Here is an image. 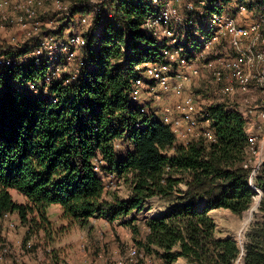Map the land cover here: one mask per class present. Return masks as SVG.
<instances>
[{"label": "trees", "instance_id": "1", "mask_svg": "<svg viewBox=\"0 0 264 264\" xmlns=\"http://www.w3.org/2000/svg\"><path fill=\"white\" fill-rule=\"evenodd\" d=\"M68 1L69 16L91 14L81 33L85 64L76 80L47 85L43 62L0 69V217L16 212L28 238L41 232L48 240L55 234L50 205L60 206V218L67 222L59 228L63 232L73 225L90 229L91 218L113 222L154 196L172 197L177 203L146 219L137 242L154 257L152 264H174L179 257L191 264H235L237 259L264 264V162L251 186L249 168L243 167L248 148L243 117L223 102L211 104L206 112L213 138L177 143L169 125L131 101L135 66L157 59L161 49L142 30L153 10L151 0ZM61 33V27L52 31ZM26 50L3 44L0 55ZM28 82L37 94L19 89ZM100 171L126 180L130 197L105 198ZM254 187L261 192V216L249 224L240 257L233 239L214 236L209 211L240 214L253 203Z\"/></svg>", "mask_w": 264, "mask_h": 264}, {"label": "built area", "instance_id": "2", "mask_svg": "<svg viewBox=\"0 0 264 264\" xmlns=\"http://www.w3.org/2000/svg\"><path fill=\"white\" fill-rule=\"evenodd\" d=\"M47 1L51 0L40 3L0 0V21H9L8 10L12 9L14 25L36 39V44L22 55H0V69L17 63L39 65L43 62L46 64L44 82L47 85L56 80L72 83L85 64L82 49L86 41L82 34L54 35V27L50 32L41 31L38 12ZM52 4L60 11L57 13L68 15L69 3L52 0ZM151 4L153 10L143 21L142 30L158 41L161 49L157 59L135 66L131 101L142 113L156 114L162 124L170 126L177 140H184L183 143L199 136L212 139L206 108L214 103L226 102L227 107L237 111L245 121L248 148L243 167L249 168L252 186L262 163L256 159L258 138L248 131L254 125V120L250 118L258 106L242 112L232 103L239 93H246L254 87L260 90L256 100L260 107H264V0H151ZM90 17L91 14L80 17L81 30H87ZM201 68L209 69L214 80L220 81L216 93L221 100L211 103L185 92L191 81L200 76ZM18 87L33 94L39 92L31 82ZM142 92L147 94L151 107L140 103ZM168 97L176 98L174 104H163L162 100ZM155 107L158 109L154 111ZM95 171L98 172L97 167ZM146 259L147 255L131 244L123 258L115 264H140ZM105 261L101 252L92 262L85 258L80 264H103ZM154 261L151 256L148 262L152 264ZM55 264L70 263L58 255Z\"/></svg>", "mask_w": 264, "mask_h": 264}, {"label": "rangeland", "instance_id": "3", "mask_svg": "<svg viewBox=\"0 0 264 264\" xmlns=\"http://www.w3.org/2000/svg\"><path fill=\"white\" fill-rule=\"evenodd\" d=\"M57 1H59L61 4L69 3L68 0H57ZM51 2L48 1L46 2V4L49 3L48 5H51ZM89 2L92 4H98L101 2V0H89ZM57 12L60 11L54 8V11L49 13L50 16L49 17L47 16V19H44L46 18L44 17V14L40 15L38 13V19L42 23L40 25L41 31L50 32L53 30L52 29L53 27L55 29H59L61 27L62 33L60 36L82 33V30L80 29V25H79L80 22L79 15H74L73 17H71L68 14L66 18V15L62 14L59 15V17H56ZM50 19H52V21ZM8 22L9 23H4L3 24L4 28L0 30V46L3 44H8L17 47L24 46L26 49H29L31 46L36 44L35 37H30L29 35H27L26 30H23L21 28L15 29L14 28L15 25L12 21H8ZM185 44L186 43H184L183 46H185ZM220 85H221L220 81L214 80L209 69L201 68L200 76L198 78H194L191 81L189 86L185 88V92L191 93L194 96H199V98L207 101L216 102L218 100H221L219 94L216 93L218 86ZM253 97L255 98L251 101L250 100L244 101V99H246V95L244 94L241 97V99H243L242 101L239 100L238 97L237 100L233 101L232 105L235 108H239L242 112L248 111L249 109L253 108V106H258V108L255 109L256 113L262 111V113L264 114V107H260L258 100H256L257 99L256 97L259 96L256 95ZM261 122H262L261 125L264 124L263 121ZM261 130L264 131V128H262ZM256 146L258 147L257 143ZM259 153H260V149L256 159L261 161L262 159L264 160V151L261 154V157ZM105 172H106L105 174L104 173L102 174L101 171L99 172V175L102 177V181L104 182V187H105L104 197L107 199H111L112 196H115L122 200L128 199L131 195V188L129 183L123 178L116 177L109 171H105ZM178 187L181 191H184L186 189V186L184 185L183 182L178 183ZM255 190H256V195L254 196L255 199L253 198V203H251L248 209L241 212L240 214H234L229 210L222 208L213 209L209 211V216L212 218V220L215 223L214 236L216 238L230 237L237 243L240 249L242 248L245 242V233L248 229L249 224L252 221H254L256 217L261 216V213L258 211V204H259L261 192L256 188ZM16 200L18 201L20 199L17 198ZM176 203L177 200H175L172 197L163 198L160 196H154L149 199H146L139 209L133 210L128 215L108 223H105L103 221H99V222L97 221L93 224L94 225L93 227L90 225L91 226L90 229L80 228L76 225H73L70 228L61 232L59 231V228L62 226H66L67 222L63 220L64 223L59 224L58 222L53 221L51 222L53 229H55L54 230L55 234H53V239L47 240L44 238V235L41 234V236H39L38 240L36 241L37 245L40 246V251H39L40 256L43 257L46 255V251L44 250L43 246L45 241L46 242L49 241L51 242V245H49L51 255L53 258L55 256L57 259V255L59 254V252L64 251L65 247H67L68 244L66 243L71 242V241L66 242V240L64 241L65 237L68 234L72 236V233L74 234L75 237H77V235L82 230H85V239H87V241L85 242V245L87 244V248H85V250L87 249L90 251L93 248H96L97 246L99 247L98 251L103 252L104 257L106 258V261L104 263L115 264L123 258L126 248L129 245L134 244L135 246H138L137 243L138 240L141 237H143L145 233L144 221L150 217L163 215ZM132 219H135V221H132ZM42 239L45 240L41 242ZM72 239H74V241L77 242L76 238H72ZM57 242L59 244H57ZM75 242L72 241L71 243H75ZM146 255L148 259L150 255L148 254ZM179 258L180 259L179 260L177 259L174 264H191L185 258L182 257ZM237 260L235 264H241L240 259L238 261Z\"/></svg>", "mask_w": 264, "mask_h": 264}, {"label": "crops", "instance_id": "4", "mask_svg": "<svg viewBox=\"0 0 264 264\" xmlns=\"http://www.w3.org/2000/svg\"><path fill=\"white\" fill-rule=\"evenodd\" d=\"M23 0H11V3H17ZM33 3L37 2L40 3L42 0H31ZM48 2V1H47ZM51 2V1H49ZM44 2L43 7L39 8V14L43 15L44 14V19H47V16H50V12L54 11V5L51 2V5H48L49 3ZM12 10V9H11ZM11 10H8L9 14V21H12L14 16L11 12ZM57 15V16H56ZM55 16L59 17L61 15L60 13H57ZM52 21V19H50ZM45 21V20H44ZM4 23H9L7 22H1L0 21V30L4 28L3 24ZM14 27V26H13ZM17 29L18 27H14ZM246 95V100H253L255 97L253 96H259L260 95V90L256 89L254 87L251 88V90L247 91L246 93H239V95L236 97V100L239 97V100L241 99L242 95ZM253 94V96H252ZM147 94L146 93H140V103L145 104L147 106L151 107V104L149 103V98L147 101ZM258 99V97H256ZM245 100V99H244ZM176 101V98H164L162 100L163 104L165 103H170L174 104ZM209 102H214V101H209ZM158 109V107L154 108ZM154 117L158 120V116L155 114ZM252 120H254V125L249 128V132L251 134H254L257 136V144L258 148L260 149V157L261 154L264 151V131L261 130L264 128V124L261 125V121L264 123V114L262 111H259L256 113V110L254 113L251 115ZM185 124V123H184ZM183 139H178L177 143H183ZM262 159V158H261ZM262 162L264 160L262 159ZM14 199L19 198V202L23 201V198L19 196L15 191H11ZM61 213L60 206L53 204L50 205L47 209V215L49 217V220L51 222H58L59 224H63L64 221L59 218ZM103 221L105 223H108L105 219L101 218H91L90 219V225L93 227L95 222ZM27 227L22 225L19 221L18 215L16 212L12 213H7V215L0 217V264H55L57 259L54 256V258L51 255V251L49 252L48 249L50 248L49 245H51V242L45 241L44 243V250L46 251L45 256H40V246L37 245L36 241L38 240V237L41 236L40 233L39 235H33L31 237H27ZM76 238L77 242L74 241ZM45 239H42L44 241ZM66 242H75V243H66L68 244L67 247H65L64 251L59 252V256L62 255L66 261H68L70 264H80L82 260L85 258L89 259V262H92L96 258V255L98 253H101V251H98L99 247L96 246V248H93L92 250H85L87 248V244L85 245V242L87 239H85V230H82L77 237L74 236L72 233V236L68 234L64 241ZM50 243V244H48ZM57 244H59L57 242ZM56 244V245H57ZM65 244V243H64ZM31 246V247H30ZM58 246V245H57ZM66 246V245H63ZM89 249V248H88ZM103 253V252H102ZM57 255V257H58ZM153 257V256H152ZM151 256L144 260L141 264H149ZM56 259V260H55ZM180 258H178L179 260ZM105 264V263H103Z\"/></svg>", "mask_w": 264, "mask_h": 264}, {"label": "water", "instance_id": "5", "mask_svg": "<svg viewBox=\"0 0 264 264\" xmlns=\"http://www.w3.org/2000/svg\"><path fill=\"white\" fill-rule=\"evenodd\" d=\"M242 253H243V246H242V248H241V255H240V257L242 256Z\"/></svg>", "mask_w": 264, "mask_h": 264}, {"label": "bare ground", "instance_id": "6", "mask_svg": "<svg viewBox=\"0 0 264 264\" xmlns=\"http://www.w3.org/2000/svg\"><path fill=\"white\" fill-rule=\"evenodd\" d=\"M255 199V198H254ZM242 245V244H241ZM241 245H240V247H241Z\"/></svg>", "mask_w": 264, "mask_h": 264}]
</instances>
